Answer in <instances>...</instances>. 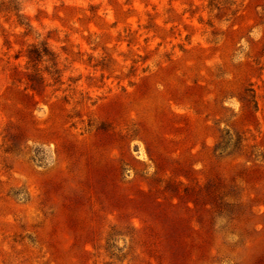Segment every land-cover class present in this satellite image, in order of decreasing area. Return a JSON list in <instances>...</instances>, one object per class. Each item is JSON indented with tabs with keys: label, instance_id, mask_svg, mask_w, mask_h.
<instances>
[{
	"label": "rangeland",
	"instance_id": "obj_1",
	"mask_svg": "<svg viewBox=\"0 0 264 264\" xmlns=\"http://www.w3.org/2000/svg\"><path fill=\"white\" fill-rule=\"evenodd\" d=\"M18 1L0 264H264V0Z\"/></svg>",
	"mask_w": 264,
	"mask_h": 264
},
{
	"label": "trees",
	"instance_id": "obj_2",
	"mask_svg": "<svg viewBox=\"0 0 264 264\" xmlns=\"http://www.w3.org/2000/svg\"><path fill=\"white\" fill-rule=\"evenodd\" d=\"M18 5V0H0V11L15 12V15L17 16V23L19 25H24L25 23L21 20L20 7H18ZM37 55L39 56L38 49L36 47L31 48L28 53L29 63L33 62ZM29 79L31 81L34 80L30 77ZM250 100L255 103L254 97H252Z\"/></svg>",
	"mask_w": 264,
	"mask_h": 264
}]
</instances>
